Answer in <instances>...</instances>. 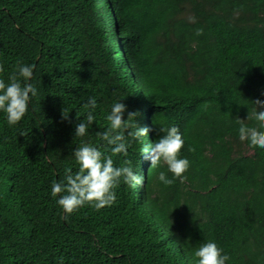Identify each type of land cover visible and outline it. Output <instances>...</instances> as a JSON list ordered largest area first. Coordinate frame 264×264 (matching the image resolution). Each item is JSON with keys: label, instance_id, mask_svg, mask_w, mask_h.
<instances>
[{"label": "trees", "instance_id": "trees-1", "mask_svg": "<svg viewBox=\"0 0 264 264\" xmlns=\"http://www.w3.org/2000/svg\"><path fill=\"white\" fill-rule=\"evenodd\" d=\"M17 60L36 65L41 94L14 128L0 120V264H190L204 238L227 264H264V149L239 141L234 124L248 111L236 102L264 94V0H0V75ZM91 96L85 140L110 154L95 133L125 96L149 141L156 122L178 127L186 180L160 184L164 169L133 145L144 183L64 214L50 184L78 170L74 127Z\"/></svg>", "mask_w": 264, "mask_h": 264}, {"label": "clouds", "instance_id": "clouds-1", "mask_svg": "<svg viewBox=\"0 0 264 264\" xmlns=\"http://www.w3.org/2000/svg\"><path fill=\"white\" fill-rule=\"evenodd\" d=\"M189 22L195 23V17H189ZM201 34L202 29H197L196 35ZM35 69V64L17 60L10 71L0 75V120L9 128H14L26 117L31 102L41 94L37 85L31 82ZM3 72L0 67V73ZM124 97L115 99L107 107L103 112L105 125L95 133L96 139L107 146L110 154L84 139L90 136L89 130L97 121V98L91 96L83 104L85 114L82 119L77 118L74 127V137L80 142L71 153L78 170L73 172L71 167H65L62 178L54 179L50 184L49 195L64 214L70 215L85 205L96 210L112 205L121 184L128 189L141 186L144 176L134 167L132 159L127 158L133 145L139 146L140 156L149 162L151 169H164L157 172L156 179L160 184L167 187L176 180H186L184 174L190 167V161L181 155L185 141L178 127L156 122L154 124L159 125L156 139L149 141V129L138 126L135 120L137 113L128 110L122 102ZM243 100L246 103H236L246 105L248 111L245 119H234L237 137L250 147L264 149V94L254 102ZM69 113L67 107L62 108L64 120L68 119ZM118 155L125 159L117 166L113 157ZM187 255L190 264H227L229 260L228 254L211 238H204L189 249ZM58 264H64L62 257Z\"/></svg>", "mask_w": 264, "mask_h": 264}, {"label": "rangeland", "instance_id": "rangeland-1", "mask_svg": "<svg viewBox=\"0 0 264 264\" xmlns=\"http://www.w3.org/2000/svg\"><path fill=\"white\" fill-rule=\"evenodd\" d=\"M245 152L247 153L248 151H247V150H245ZM248 153H250V152H248Z\"/></svg>", "mask_w": 264, "mask_h": 264}]
</instances>
